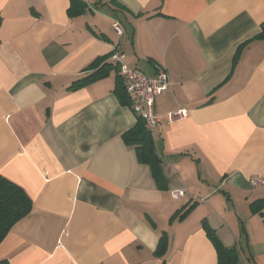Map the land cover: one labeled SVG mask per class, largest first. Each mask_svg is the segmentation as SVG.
<instances>
[{"label":"crops","instance_id":"crops-1","mask_svg":"<svg viewBox=\"0 0 264 264\" xmlns=\"http://www.w3.org/2000/svg\"><path fill=\"white\" fill-rule=\"evenodd\" d=\"M84 2L71 18L69 0H0V175L32 201L0 260L217 264L210 227L239 264H264V185H250L264 179V0ZM113 53L167 72L150 130L163 188L123 141L138 118L115 73L68 89Z\"/></svg>","mask_w":264,"mask_h":264},{"label":"trees","instance_id":"trees-1","mask_svg":"<svg viewBox=\"0 0 264 264\" xmlns=\"http://www.w3.org/2000/svg\"><path fill=\"white\" fill-rule=\"evenodd\" d=\"M86 8L87 5L84 0H69L67 15L71 18L76 17L82 14ZM1 20L0 16V25ZM256 39L264 41V22L261 25V32L257 35ZM83 71L90 72L88 75L75 80L68 87L69 90L82 87L89 82L106 78L113 72L115 73L113 93L121 104L130 106L131 101L125 92L124 81L120 74H118L119 68L115 62L107 59V57L97 58ZM122 138L126 145L133 147L138 162L149 167L151 176L157 186L163 188L165 181L161 173V160L155 152L150 131L146 128L144 122L138 118L136 125L126 132ZM258 202L264 207V199ZM31 207L32 201L22 188L0 175V243L12 226L31 211ZM187 212L188 210L184 214ZM205 232L215 248L217 264H239L238 252L235 248L225 247L210 227H206ZM163 240L164 237H161L159 249L163 247ZM0 264L9 263L5 260H0Z\"/></svg>","mask_w":264,"mask_h":264},{"label":"built area","instance_id":"built-area-1","mask_svg":"<svg viewBox=\"0 0 264 264\" xmlns=\"http://www.w3.org/2000/svg\"><path fill=\"white\" fill-rule=\"evenodd\" d=\"M112 30L116 36L123 35L121 24L115 21L112 24ZM123 56L113 53L110 60L118 64L119 74L124 81L125 92L133 99L131 110L137 118H140L146 128L150 131L160 123L159 116L155 113V99L163 95L170 86L167 72L163 67H158L154 76L149 77L142 72L130 68L123 63ZM187 117V110L178 109L166 114L169 123L184 120ZM250 185L257 187L264 185L263 178H251ZM185 195L184 190H175L171 192L173 200H179Z\"/></svg>","mask_w":264,"mask_h":264}]
</instances>
